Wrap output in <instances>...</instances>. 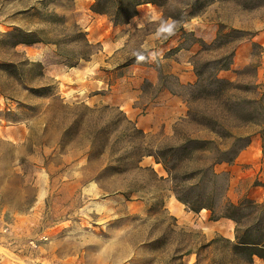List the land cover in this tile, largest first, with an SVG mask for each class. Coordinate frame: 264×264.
Masks as SVG:
<instances>
[{
	"label": "rangeland",
	"instance_id": "rangeland-1",
	"mask_svg": "<svg viewBox=\"0 0 264 264\" xmlns=\"http://www.w3.org/2000/svg\"><path fill=\"white\" fill-rule=\"evenodd\" d=\"M92 3L0 0V232L47 236L92 264H264L233 253L232 220L179 202L153 156L230 132L251 136L239 161L250 147L264 163V117L247 102L264 94V0L145 3L125 24ZM14 28L41 41L12 46ZM231 53L218 75L234 87L198 96L196 67ZM158 61L177 94L161 91ZM239 164L228 199L264 202L262 169Z\"/></svg>",
	"mask_w": 264,
	"mask_h": 264
},
{
	"label": "trees",
	"instance_id": "trees-1",
	"mask_svg": "<svg viewBox=\"0 0 264 264\" xmlns=\"http://www.w3.org/2000/svg\"><path fill=\"white\" fill-rule=\"evenodd\" d=\"M165 1L167 0H93L91 10L107 15L114 24H125L138 14V7L142 4H161ZM6 36L12 46L41 41L36 33L20 28H14ZM233 56L231 53L223 59L212 60L196 67L197 80L188 86L197 89L200 97L224 95L234 84L219 77L218 73L231 68ZM157 63L160 81L164 83L161 91L168 90L177 94L182 84L174 74H165L159 61ZM172 83L176 84L172 86ZM247 102L254 106L252 112L256 113L250 116L251 121H257L260 115L264 117V94L257 100ZM218 132L221 134L224 130L220 128ZM228 133L224 136L231 140L223 146L214 140L187 139L178 145L160 149L152 155L172 176V191L179 202L196 213L208 210L211 221L232 220L235 223V241L231 243L233 253L246 257L249 262H253L254 257L264 261V202L259 203L249 196L236 203L230 201L227 191L231 173L228 170H216L221 164L232 165L251 142L250 135ZM261 137L264 140V129ZM193 160H198L200 164L189 166Z\"/></svg>",
	"mask_w": 264,
	"mask_h": 264
},
{
	"label": "crops",
	"instance_id": "crops-1",
	"mask_svg": "<svg viewBox=\"0 0 264 264\" xmlns=\"http://www.w3.org/2000/svg\"><path fill=\"white\" fill-rule=\"evenodd\" d=\"M259 40L264 45V34L260 36ZM246 151V156L243 159L239 161V156L236 159V163H240L238 165L240 171L246 175V172L249 171L246 166L252 165L251 168H256L257 172L262 169L259 174L261 178L264 175V163L257 161L260 153H253L250 147ZM230 167L227 165L222 169L229 171ZM250 196L254 197V194L252 193ZM233 200L236 201L237 198L234 197ZM30 239L32 238L29 236L12 231L0 232V264H92L91 259L88 256H83L79 251L73 253L61 251L55 241L42 242L39 247L34 248L29 244Z\"/></svg>",
	"mask_w": 264,
	"mask_h": 264
},
{
	"label": "built area",
	"instance_id": "built-area-1",
	"mask_svg": "<svg viewBox=\"0 0 264 264\" xmlns=\"http://www.w3.org/2000/svg\"><path fill=\"white\" fill-rule=\"evenodd\" d=\"M4 229H5V231H7V230L10 229V226L9 225H6V227ZM47 240H48V237L47 236L40 235L38 237H35V238L30 239L29 240V244L32 247L37 248V247H39L40 243L46 242Z\"/></svg>",
	"mask_w": 264,
	"mask_h": 264
},
{
	"label": "clouds",
	"instance_id": "clouds-1",
	"mask_svg": "<svg viewBox=\"0 0 264 264\" xmlns=\"http://www.w3.org/2000/svg\"><path fill=\"white\" fill-rule=\"evenodd\" d=\"M167 31L169 34H171V26L169 27V29Z\"/></svg>",
	"mask_w": 264,
	"mask_h": 264
}]
</instances>
